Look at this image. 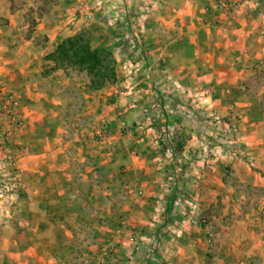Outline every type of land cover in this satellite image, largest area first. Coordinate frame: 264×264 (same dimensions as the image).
<instances>
[{
	"label": "crops",
	"instance_id": "crops-1",
	"mask_svg": "<svg viewBox=\"0 0 264 264\" xmlns=\"http://www.w3.org/2000/svg\"><path fill=\"white\" fill-rule=\"evenodd\" d=\"M216 1L150 2L147 16L151 20H141L139 31L153 32L155 37L141 40V50L153 56L151 64L163 67L170 81L146 84L149 76H144L132 86L126 84L127 78L121 81L127 75L124 66L122 71L116 70L114 82L97 90L82 87L81 109L75 110V117L65 116L74 96L64 98L70 82L63 70L40 76L42 65L48 67L43 52L0 50V78L23 119L19 129L13 124L0 125L8 131L5 137L0 135V149L6 147L15 155L25 186L16 209L21 218L0 227V264H82L88 260L98 264L103 259L98 248L109 239L117 250L108 260L127 264V248L137 242L129 236L141 237L143 232L141 240H146L164 229L170 230L159 246L153 244V250L141 259L133 256L134 264H144L146 258L161 264L264 263V78L259 75H264V64L261 72L248 69L252 59L264 57V0H228L241 1L240 9L208 27L205 7ZM67 2L73 10H81L79 1ZM10 5L11 1L0 0V15L12 23L19 14H10ZM55 9L51 17L67 18ZM63 23L54 29L41 24L44 33L56 28L71 33ZM212 59L215 65L211 67ZM237 59L243 67L235 64ZM165 88L183 107L192 105L187 108L189 113H182L189 122L202 104L207 105L221 130L237 132L244 157L215 153L213 158H202L205 143L194 128L182 124L184 117L172 105L170 109L166 105L163 112L165 130L179 135L181 155L189 164L202 166L186 171L195 178L171 181L166 164L174 150L171 144L165 150L144 124L130 134L116 132L103 143L97 141L102 107L115 128L120 118L144 121L142 109L150 104L151 92L159 90L165 95ZM114 90L122 92L120 101L112 103ZM127 94H133L137 102L129 101ZM226 167L232 170L230 176L224 173ZM160 207H165L166 214L162 215ZM195 213L213 216L215 225L209 233L213 239L208 238V228L192 226L187 219L179 221V217H194ZM157 215L167 219L164 227H156ZM172 216L180 226H174ZM100 218L106 223L100 224ZM111 220L114 222H107ZM16 231L29 232V238L20 242Z\"/></svg>",
	"mask_w": 264,
	"mask_h": 264
},
{
	"label": "rangeland",
	"instance_id": "rangeland-1",
	"mask_svg": "<svg viewBox=\"0 0 264 264\" xmlns=\"http://www.w3.org/2000/svg\"><path fill=\"white\" fill-rule=\"evenodd\" d=\"M9 1H11V5L8 6L9 13L14 14V12L18 11L19 15L17 16V18L15 17L13 19L12 23L9 17L0 15V50H38L40 54L43 52L44 55H42V60L44 61L45 55L53 50L56 44H58L61 39L70 36L69 34L74 35L85 30L91 34L93 43L95 45L107 48L112 51L116 59L115 67L116 70L118 69V72L123 70L122 67L127 66L124 67V71L127 75L125 77H122L121 81H124V79L127 78V80L125 81L126 84L132 86L137 85V83L139 82L138 79H142L143 81L144 76H149L148 83L146 82V84H149V82L151 83V81L153 80L155 81V84L158 82V80H165L167 82L170 81L169 78H165L167 77V72L164 71L163 67L151 64L152 61L150 60V58H153V56L149 57L146 53L143 54L144 51L141 50L140 41L143 40L144 42H148V37H155L154 33H148V31H139V22L141 20L147 22L151 20L150 17L147 16L150 8V2L153 3L156 1L162 3L164 0H8V2ZM67 1H73L74 3L79 1V7L81 8V10H73L71 5H69ZM218 2L219 0H217L216 3L207 5L205 7V20L207 24H210L208 27H215V25L221 23L222 17H230L235 13L236 9H240V7H235V9L232 11H223L216 7ZM54 8H56L55 13L63 12V14H65L67 18H62L64 20L59 21L57 16L51 17L52 15H54ZM88 13H92L93 15L90 18H86L85 16H87ZM139 16L140 18H138ZM33 21H35L34 24L32 23ZM125 21H127L128 23L125 24ZM147 22H145V26H147ZM41 23L44 24L45 29H54V27L61 26L63 23V27L66 25V27L71 30V33H66L67 30L62 31V29L60 28H56L53 32L44 33L45 29H43V24ZM120 23H124V26H120L118 29H116L117 24ZM38 29L40 31L42 30V32H35ZM146 30H148V27L146 28ZM154 32L157 36H163L157 31ZM48 34H50L51 36H48ZM141 34L147 36V38L145 36L140 37ZM149 42H152L154 44V41L150 40ZM233 53L235 54V52ZM40 56L41 55H39L37 59L39 62L41 61ZM247 57H249V54ZM237 60L238 63L235 64H240L241 66L242 60ZM153 61L157 63V59ZM248 62L249 61H245V64H247ZM136 63H140L139 69H134ZM50 64L51 63L48 62V67H44L42 65L40 76L48 77L50 74H52L53 70L55 69H52V67H50ZM209 64L211 65V67L215 65L213 63V59L209 61ZM263 64L264 57H259L258 60L252 59L248 69L252 68L256 72H261L259 71V68L262 67ZM60 70L62 71L63 69ZM62 72L64 73L63 76L70 82L68 90L66 92H63L65 96L64 98L70 99L74 96L73 106L71 109L66 110L65 116L70 117L74 115L75 117V110H78V108L81 109L80 105L82 104V87L87 86V84L89 83V77L85 73L71 69L67 71L63 70ZM259 75L264 78L263 74L261 75L260 73ZM0 81L3 84V92L5 94L6 86L1 78ZM118 88H123V85L119 86ZM171 89L173 88H170V90ZM168 90V88H165L164 93L166 96L162 93H159V90L158 92H151L152 97L149 98L150 104H145L142 109V116L144 121H134V117L130 118V120L120 118L118 120V128H115L112 125L111 120L105 116L107 115L105 113L106 110L101 106L103 109V118H101L100 120V128L104 125V122H107L111 130V137L116 132H120L123 135L130 134L131 131H135L138 126L144 124V127H146V129L152 131L156 135L158 141L162 144V147H164L165 150H168L169 144H171L170 149H173L175 151L170 152L169 150V152L172 153V156L170 155V158L172 157V160H169L166 164L170 166V174L173 178L171 179V181L173 182L177 180L181 181L195 178L194 175H187L186 171L188 169L189 171H194L196 168H202V166H198V164H195L194 166L192 164H189V161H187L185 155H181L183 145H181V141H177L179 135L173 136V134H170L168 130H165L166 127L163 120V112L165 109H167V107L168 109H170L173 106L172 108H176V110H179L178 114L184 117L182 118V124L189 128H194V133L203 140V142L205 143V149L201 150L200 152L202 158H213V156H215V153L224 155L232 154L240 159L244 157V153L241 149V143H239L237 139V132L235 130L228 129L221 130L218 126L219 124L216 122L217 120L215 118L213 119V117L209 115L207 105L202 104V107H200L201 109H198L197 114L194 115V121L191 120L189 122L187 118L185 119V116L182 113H189V109L187 108L192 107V105H189V107L187 108L183 107L181 103L179 104L180 101H177L178 97L176 95H173ZM119 91L121 90H114L111 94L110 101L112 103L120 101ZM76 96L78 97V99L76 98ZM126 96H130L129 101L133 99L135 100V102H137V99H134V97H132L134 96L133 94H127ZM165 99L167 100V102H165ZM3 123H8L9 125L12 124L9 117L4 114L3 111H0V125H2ZM22 124L23 123L16 125L17 129L21 128ZM1 127L2 126H0V135L4 136L6 135V133H8V131H6V129H4L5 131L2 130ZM97 131L95 132L97 141L103 143L107 141V139L109 140L110 137L106 138L104 141H100L96 136ZM169 140H171V143ZM178 146H180V148H178ZM23 151H26V149L24 148ZM11 154L9 153V149H7L6 147L0 149V227L4 226L6 224V221H11L15 218L16 220L14 222H16L21 218V214L18 213L16 209L19 207L17 206L20 199L19 196L24 190L25 186L23 183L21 171L17 165V158L15 157V155L13 156ZM174 154L175 156H173ZM185 154H187V152ZM205 165H207V163ZM191 167L194 168L192 169ZM224 173L230 176L232 174L231 168L226 167ZM9 182L19 183L17 185H13L12 191L7 192L6 183ZM261 194L262 193L260 192L259 195ZM161 208L162 207H160V209ZM161 211L162 215L166 214L165 207L162 208ZM189 214H186L184 218L181 215L182 218L179 217V221L181 222L182 220L187 219L188 222H190L189 224L192 226H202L208 228V238L213 239L214 236L209 234L215 225L214 219L212 218L213 216L208 213H195L194 217H190ZM172 217L173 218H171V222L174 224V226H180L177 222L178 219L175 216ZM157 218L159 219V221L157 226V223L155 224L156 227L161 228L164 227L165 224H167V219L162 218V216L160 215H157L156 219ZM193 218L199 219L200 223H198L197 225L194 224L192 222ZM203 219H205V222H202ZM105 220L106 219L100 218V224H105ZM107 222L113 223L114 221L111 220ZM168 230H160L159 235L156 234V237L153 235L148 236V239L146 238V240H141V237H145L143 232L141 237H139L138 234H135V237L131 234L132 236L129 237H131L132 240H137V242L134 244V247L131 246L130 248H127V251L129 252L126 253L128 254L127 264H134L133 260L135 257L133 256H137L136 259H141L145 255L147 256L149 250H153V244L158 247L159 241L162 242L161 239L164 238L163 234L165 232L167 233ZM2 233H4L3 230ZM9 233L11 234V231H9ZM14 234H17L20 242H23L24 240H27L29 238V232L24 233L22 231H16L14 232ZM37 235L40 236L39 234ZM109 240L111 241H106L98 248L99 253L102 254L100 256L103 258L98 264H111L108 258H110L112 254L116 253L117 248L116 243L112 241L113 239ZM156 240L158 242H156ZM20 249L21 247L19 246V250ZM105 251L108 253V255H103V252L105 253ZM144 262V264H161L160 260L155 263L150 262L147 258L144 260ZM82 264H94V261L90 262V260H88L86 262H83ZM256 264L262 263L258 262Z\"/></svg>",
	"mask_w": 264,
	"mask_h": 264
},
{
	"label": "trees",
	"instance_id": "trees-1",
	"mask_svg": "<svg viewBox=\"0 0 264 264\" xmlns=\"http://www.w3.org/2000/svg\"><path fill=\"white\" fill-rule=\"evenodd\" d=\"M124 23L117 24L116 29L124 26ZM45 60L52 64V69H71L85 73L89 77L87 88L90 90L100 89L116 80V59L112 51L95 45L91 34L85 30L61 39L45 56ZM172 201L171 198L167 200L168 210Z\"/></svg>",
	"mask_w": 264,
	"mask_h": 264
},
{
	"label": "built area",
	"instance_id": "built-area-1",
	"mask_svg": "<svg viewBox=\"0 0 264 264\" xmlns=\"http://www.w3.org/2000/svg\"><path fill=\"white\" fill-rule=\"evenodd\" d=\"M241 1L232 3L230 1H226V0H220L217 3V8L220 10H227V11H232L235 9V7H240L241 6ZM15 102L6 94H4L3 92V84L0 81V111H3L4 114H6L9 119L11 120V123L14 125H18L20 123L23 122L21 115L16 111V109L14 108ZM104 125L97 131V137L100 141H104L106 138L110 137V128H109V124L107 122L103 123ZM19 182H9L6 183V188H7V192L8 191H12L13 189V185H17ZM192 222L194 224H198L200 223L199 219L193 218ZM202 222H205V219H203ZM106 254L108 255V253L105 251V253L103 252V255Z\"/></svg>",
	"mask_w": 264,
	"mask_h": 264
}]
</instances>
